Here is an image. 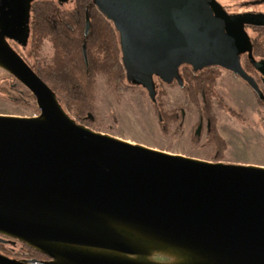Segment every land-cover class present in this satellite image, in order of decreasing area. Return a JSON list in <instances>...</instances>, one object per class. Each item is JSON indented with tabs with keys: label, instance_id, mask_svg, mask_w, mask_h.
Returning <instances> with one entry per match:
<instances>
[{
	"label": "water",
	"instance_id": "obj_1",
	"mask_svg": "<svg viewBox=\"0 0 264 264\" xmlns=\"http://www.w3.org/2000/svg\"><path fill=\"white\" fill-rule=\"evenodd\" d=\"M33 1L0 0V70L40 110L0 115V234L50 261L0 255V264H264V168L173 155L77 124L11 45L28 44ZM92 2L118 34L128 84L152 103L158 81L183 87L184 66L219 68L264 99L242 62L247 55L264 88L247 32L264 28V16L229 14L217 0Z\"/></svg>",
	"mask_w": 264,
	"mask_h": 264
},
{
	"label": "trees",
	"instance_id": "obj_2",
	"mask_svg": "<svg viewBox=\"0 0 264 264\" xmlns=\"http://www.w3.org/2000/svg\"><path fill=\"white\" fill-rule=\"evenodd\" d=\"M219 2V1H218ZM223 9L229 12L237 2L221 0ZM87 18L90 19V31L86 35ZM257 61L264 60V28L254 27L247 30ZM48 42L53 49L50 59L42 57V48ZM13 48L28 63L33 71L52 89L65 110L77 124L92 130L96 121L95 112L96 78L102 75L109 87L121 91L141 89L128 84L123 67L118 34L112 25L97 9L92 0H69L61 4L57 0H34L31 4V33L25 48L11 43ZM245 70L253 77L260 74L250 65L247 55L242 57ZM222 70L205 69L194 72L184 66L181 69L183 87L177 84L165 86L158 81V95L153 103L160 125L167 131L172 122L179 119L182 107L193 104L206 120L208 145H217L221 159L225 143L217 133L216 117L212 101L220 99L215 90ZM165 87H179L186 96V102L180 109L167 111L162 98ZM0 95L27 108L37 107L34 96L13 76L0 73ZM259 99V98H258ZM263 105L264 99H259ZM233 114V113H232ZM29 258L37 256V251L29 249Z\"/></svg>",
	"mask_w": 264,
	"mask_h": 264
},
{
	"label": "rangeland",
	"instance_id": "obj_3",
	"mask_svg": "<svg viewBox=\"0 0 264 264\" xmlns=\"http://www.w3.org/2000/svg\"><path fill=\"white\" fill-rule=\"evenodd\" d=\"M229 1L241 5L249 0ZM52 55V46L46 42L42 57L50 59ZM0 73L3 71L0 70ZM215 90L220 98L212 101L216 129L225 143L218 162L213 161L219 155L217 145H208L207 142L206 120L198 136L201 114L193 104L182 107L186 96L179 87H165L166 95L162 98L165 109L172 111L182 107L184 112V117L180 113V120L170 123L166 131L160 125L155 106L145 90L120 92L109 87L104 76L98 75L96 110L92 115L96 127L93 131L134 145L209 163L264 168V104L243 81L224 71L217 80ZM39 114L34 108H27L0 95L2 116L34 118Z\"/></svg>",
	"mask_w": 264,
	"mask_h": 264
},
{
	"label": "flooded vegetation",
	"instance_id": "obj_4",
	"mask_svg": "<svg viewBox=\"0 0 264 264\" xmlns=\"http://www.w3.org/2000/svg\"><path fill=\"white\" fill-rule=\"evenodd\" d=\"M217 1H219V3H220L221 0H217ZM228 13L229 14H254V15L264 16V0H249L248 2H245L241 5H235V7L230 8ZM253 28L254 27H248L247 30L250 31ZM232 76H234V75H232ZM234 77H236V76H234ZM236 78H238V77H236ZM254 78L264 93V88H263L262 82H261V75L259 77L256 76ZM256 97L258 98L257 95H256ZM180 113H181V116L183 118L184 112L182 111V109H181ZM204 120L205 119L202 118L200 120V123H199V126L202 125L201 132L204 129ZM207 127H209L208 124H207ZM29 249L31 250V248H29L28 245H26L25 243H23L17 239H14L12 237L0 234V255L5 256V257L10 258V259H13V260L21 261V262L35 260V261L44 263V262L50 261L49 258H47L46 256L42 255L39 252H37V256H35L34 258H29L28 257V256H30ZM154 260L162 261L163 259L160 258L159 256H157L154 258Z\"/></svg>",
	"mask_w": 264,
	"mask_h": 264
},
{
	"label": "built area",
	"instance_id": "obj_5",
	"mask_svg": "<svg viewBox=\"0 0 264 264\" xmlns=\"http://www.w3.org/2000/svg\"><path fill=\"white\" fill-rule=\"evenodd\" d=\"M37 117V116H36Z\"/></svg>",
	"mask_w": 264,
	"mask_h": 264
}]
</instances>
